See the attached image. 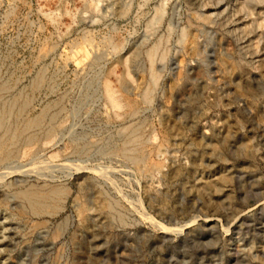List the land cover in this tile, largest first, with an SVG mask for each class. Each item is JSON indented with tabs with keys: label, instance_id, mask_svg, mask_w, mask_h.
<instances>
[{
	"label": "rangeland",
	"instance_id": "rangeland-1",
	"mask_svg": "<svg viewBox=\"0 0 264 264\" xmlns=\"http://www.w3.org/2000/svg\"><path fill=\"white\" fill-rule=\"evenodd\" d=\"M42 112L0 160V264H264V0H0V136Z\"/></svg>",
	"mask_w": 264,
	"mask_h": 264
},
{
	"label": "bare ground",
	"instance_id": "bare-ground-1",
	"mask_svg": "<svg viewBox=\"0 0 264 264\" xmlns=\"http://www.w3.org/2000/svg\"><path fill=\"white\" fill-rule=\"evenodd\" d=\"M160 13V12H159ZM163 14V13H162ZM160 16V15H159ZM157 43V42H156ZM44 49V48H43ZM152 49V48H151ZM151 49H149V50H151ZM40 53V52H39ZM87 54V53H86ZM146 54V53H145ZM67 57V56H66ZM147 58H148V60L150 61V63H151V65H152V62H153V52L152 51H149L148 53H147ZM164 59V58H163ZM163 59H161V60H163ZM128 61V60H127ZM126 61V62H127ZM149 63V64H150ZM123 64L125 65V62L123 61ZM152 67V66H151ZM126 69V68H125ZM151 75H154V74H152L151 73ZM124 77H126V78H123V79H127L128 80V78L130 79V77H129V75L127 74V71L125 70V76ZM39 78V77H38ZM152 79V78H151ZM124 81V80H123ZM122 82V81H121ZM121 82H118L119 84L116 86V88H118V87H121L120 86V83ZM37 83V82H36ZM132 83H133V81H132ZM40 84H37V86H39ZM122 85V84H121ZM35 86V85H34ZM1 88H2V86H1ZM103 89H104V96H105V98H106V101H108L109 102V104L111 105V107H113L114 109L115 108H119V107H122V105L120 104V102H119V99L116 97V95H115V89H114V87L113 86H111L108 82H106V81H104V84H103ZM152 90V89H151ZM145 91H147V90H145ZM144 94H146V93H144ZM144 96V95H143ZM144 99V98H143ZM146 99V98H145ZM136 101H137V99H136ZM27 102H23L22 103V105H24V104H26ZM136 104V102L135 101H130V100H126V102H125V107L128 109V110H132V109H134V105ZM29 105V104H28ZM138 106V105H137ZM119 110V109H118ZM23 112V111H22ZM129 112V111H128ZM3 113V112H2ZM132 113V112H131ZM136 113V112H135ZM9 114V113H8ZM3 115H4V113H3ZM55 116V115H54ZM1 117H4V116H1ZM34 117V116H33ZM43 117H44V114H43V112L42 113H40V114H38L37 115V117L36 118H34V119H29V120H24L23 122H22V124H21V126H17V127H15L14 129H12V132L9 134V135H6V133H4V134H2V136H0V160L2 159V158H6V157H9L10 155H11V151L12 150H15L16 151V148L15 149H12V145L13 144H16L17 142L16 141H20V142H23V144L26 146V145H30L32 142H33V140L35 139L34 137V135L33 134H29V130L30 129H32V128H35V127H38L39 126V124H40V122L41 121H43ZM21 119V118H20ZM19 120V119H18ZM3 123V122H2ZM2 123H0V124H2ZM17 125V124H16ZM2 126H3V128L4 127H6V130L9 128L8 127V125H6V124H2ZM10 126V125H9ZM126 129H127V127H126ZM4 131V130H3ZM8 131V130H7ZM6 131V132H7ZM11 131V130H10ZM47 131V130H46ZM138 131V130H137ZM26 132H28V133H26ZM3 133V132H2ZM46 133V132H45ZM44 133V134H45ZM50 133V132H49ZM49 133H47L46 135H49ZM10 135H11V137H10ZM10 137V138H9ZM48 137V136H47ZM37 138V137H36ZM43 138V137H42ZM41 138V139H42ZM50 138V137H49ZM138 138V137H137ZM39 139V138H38ZM38 139H36V140H38ZM45 139V138H44ZM53 139V138H52ZM51 139V140H52ZM140 139V138H139ZM35 140V141H36ZM46 140V139H45ZM48 140H50V139H48ZM135 139H133V141H134ZM40 141V140H39ZM52 141H55V139L54 140H52ZM97 142V141H96ZM45 143V142H44ZM43 143V144H44ZM122 143V142H121ZM34 144H35V142H34ZM34 144H32V146L30 145V147L32 148L33 146H34ZM42 144V145H43ZM49 144V143H48ZM54 144V143H53ZM41 145V146H42ZM122 145V144H121ZM146 146V145H145ZM22 146H20V148H21ZM26 147H28V146H26ZM34 147H36V146H34ZM23 148H25V147H23ZM30 148V149H31ZM130 149V148H129ZM143 149V148H142ZM25 150V149H24ZM28 149H26V151H27ZM35 150V149H34ZM159 150V149H158ZM16 152H18V150L16 151ZM21 152V151H20ZM22 152H24V151H22ZM21 152V153H22ZM30 152L31 153H33L31 150H30ZM29 152V153H30ZM37 152V151H36ZM36 152H34V153H36ZM154 152V151H153ZM14 153V152H13ZM33 153V154H34ZM141 153V152H140ZM160 153V152H159ZM25 154V152L23 153V155ZM26 154H28V153H26ZM25 154V155H26ZM25 157V156H24ZM52 157V156H51ZM124 157V156H123ZM147 157V156H146ZM17 158V157H16ZM142 158V156L141 155H138V156H136V158H135V161H136V163L137 162H142V160L143 159H141ZM144 158V157H143ZM40 159V158H39ZM51 159V158H50ZM146 159V158H145ZM14 160V159H13ZM130 161V160H129ZM140 162V163H141ZM144 162V161H143ZM146 162V161H145ZM144 162V163H145ZM52 163V162H51ZM148 163V162H147ZM147 163H146V166H147V168L149 169V168H151V169H153V170H158V169H161V168H159V166H160V162H157V161H151L150 162V165H147ZM143 164V163H142ZM12 165V164H11ZM31 166V165H30ZM144 166H145V164H144ZM28 167V166H27ZM29 168H31V167H29ZM43 168V167H42ZM32 169V168H31ZM35 169V168H34ZM10 170V169H9ZM18 170V169H17ZM28 170V169H27ZM41 170V169H40ZM145 171V170H144ZM9 172V171H8ZM8 172H7V174H8ZM12 172H14V171H12ZM22 172V171H21ZM10 173V172H9ZM37 173H39V172H37ZM36 174V173H35ZM11 175V174H10ZM158 175V174H157ZM0 176H4V174L3 175H1L0 174ZM8 176V175H7ZM38 176V175H37ZM5 177H6V175H5ZM41 177V176H40ZM1 179H2V177H0ZM11 178V177H10ZM15 178V177H14ZM43 178V177H42ZM46 178V177H45ZM35 179V178H34ZM49 180V179H48ZM1 181V180H0ZM3 181V180H2ZM14 181V180H13ZM22 181V180H21ZM24 181V180H23ZM25 182V181H24ZM23 182V183H24ZM19 184V183H18ZM17 184V185H18ZM33 186H35V185H33ZM30 187V186H29ZM32 187V186H31ZM54 187V186H53ZM56 187V186H55ZM58 187V186H57ZM22 188H25V187H22ZM37 188V187H36ZM50 188V187H49ZM52 188V187H51ZM61 188V187H60ZM60 188H53V189H49L48 190V192H46V193H41V192H39L38 190V192L37 191H33L34 189H30L31 191H28V190H26V191H24L23 193H20V196H21V194H22V196L26 199V200H28V203H27V205L29 204L30 205V207L32 208V210L35 212V213H37V214H41L42 212H45L46 214H49V215H53V214H55L57 211L59 212V210H61V208L63 207L62 205H61V203L60 204H53V205H51L50 203L51 202H53V200H54V198H56V197H59V195L61 194V192L63 191L64 192V190H61ZM42 189V188H41ZM48 189V188H47ZM36 190V189H35ZM66 190V189H65ZM17 191H21V190H17ZM23 191V190H22ZM21 191V192H22ZM40 191H43V190H40ZM45 191H46V189H45ZM16 192V191H15ZM44 192V191H43ZM62 192V193H63ZM17 193V192H16ZM16 193H15V195H16ZM19 193V192H18ZM17 193V194H18ZM19 196V197H20ZM14 197V196H13ZM65 197V196H64ZM12 198V197H11ZM60 199V198H59ZM62 199V198H61ZM110 199V198H109ZM57 200V199H56ZM23 201H25V200H23ZM49 201H51V202H49ZM60 201V200H59ZM63 201V200H62ZM54 202H55V200H54ZM109 202V201H108ZM86 204V203H85ZM28 205V206H29ZM78 205V204H77ZM79 207H81V206H79ZM84 207V205L80 208V211L82 210V208ZM84 209V208H83ZM31 210V209H30ZM32 211V212H33ZM80 211H78V214H79V212ZM77 214V215H78ZM80 215H81V213H80ZM152 219V218H151ZM194 219H196V218H194ZM205 220V219H204ZM152 221H153V223L154 224H152V225H154L155 227H157V228H160V229H163V230H166V231H169V232H174V233H181V231L184 229V228H186L185 226H183L182 224H181V226H179L178 225V227H176V228H171V227H169V228H166L165 226H163V225H161V224H159V223H157V221H155L154 219H152ZM187 222V221H186ZM210 223V222H209ZM186 224V223H185ZM187 225V224H186Z\"/></svg>",
	"mask_w": 264,
	"mask_h": 264
}]
</instances>
